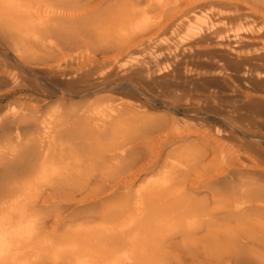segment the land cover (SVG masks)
<instances>
[{"label":"bare ground","instance_id":"1","mask_svg":"<svg viewBox=\"0 0 264 264\" xmlns=\"http://www.w3.org/2000/svg\"><path fill=\"white\" fill-rule=\"evenodd\" d=\"M0 264H264V0H0Z\"/></svg>","mask_w":264,"mask_h":264}]
</instances>
